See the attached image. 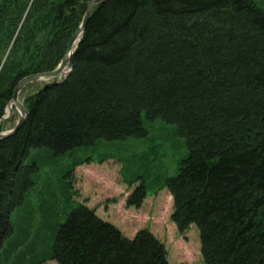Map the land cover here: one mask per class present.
Returning a JSON list of instances; mask_svg holds the SVG:
<instances>
[{"label": "trees", "instance_id": "16d2710c", "mask_svg": "<svg viewBox=\"0 0 264 264\" xmlns=\"http://www.w3.org/2000/svg\"><path fill=\"white\" fill-rule=\"evenodd\" d=\"M90 1L0 0V119L22 79L60 65ZM70 69L25 99V125L0 142V264H19L11 258L13 215L40 171L36 159L27 162L30 153L60 157L103 140L144 138V120L173 125L186 141L178 175L157 186L173 197L178 229L198 227L204 264H264V5L107 0L89 19ZM90 161L77 159L65 176ZM147 194L143 182L128 205L140 207ZM49 258L170 264L148 229L129 239L84 204L59 223Z\"/></svg>", "mask_w": 264, "mask_h": 264}, {"label": "rangeland", "instance_id": "374dc122", "mask_svg": "<svg viewBox=\"0 0 264 264\" xmlns=\"http://www.w3.org/2000/svg\"><path fill=\"white\" fill-rule=\"evenodd\" d=\"M258 1L264 5V0ZM63 77L27 85L19 95L20 102L24 104L28 96L47 83L62 81ZM18 119L14 110L8 120L0 122V133L12 130ZM144 123L149 132L144 138L127 142L103 140L98 147L78 148L60 157L46 149L30 153L27 162L36 159L40 171L34 177L35 186L25 203L13 215L15 234L11 241L15 242V252L11 254L12 259L19 264L23 260L31 263L32 259L41 264H57L49 258L55 230L69 212L84 204L129 239L140 230L148 229L165 245L170 264H204L198 227L192 225L181 232L171 219L174 211L171 193L157 186L178 175L181 162L189 153L186 141L175 126L162 120H144ZM87 157H92V161L76 166L68 179L65 173L69 166ZM143 182L147 197L140 207L129 206V198ZM48 200L49 212L54 210L52 215L43 212Z\"/></svg>", "mask_w": 264, "mask_h": 264}, {"label": "water", "instance_id": "95a60500", "mask_svg": "<svg viewBox=\"0 0 264 264\" xmlns=\"http://www.w3.org/2000/svg\"><path fill=\"white\" fill-rule=\"evenodd\" d=\"M105 1H107V0H93V1H90L87 3L86 12L84 14L81 25L78 28V30L71 37V40L69 42L66 54L63 57L60 65L55 70L30 75L28 77H25L24 79H22L18 83V85L14 91L13 99L9 103V105L14 104L15 111L20 112L19 119H18L16 126L12 130L5 132V133H0V142L14 136L25 125V123L28 119V116H29L28 110L24 106V104L21 103L19 100L20 93L22 92V90L27 85H29L33 82H36V81L44 80V79L49 80V79H55L57 77H61L67 69H68V71L66 74H64L63 80H65L68 77V75L71 72L70 63H71L72 56L74 54L76 47L78 46V43L81 40V37L85 31L86 25H87L89 19L91 18L93 12L95 11L96 7ZM49 84H51V83H47L45 86H47ZM10 117H11V115L7 116V114H6L4 117H2L0 119V122L8 120Z\"/></svg>", "mask_w": 264, "mask_h": 264}, {"label": "bare ground", "instance_id": "6f19581e", "mask_svg": "<svg viewBox=\"0 0 264 264\" xmlns=\"http://www.w3.org/2000/svg\"><path fill=\"white\" fill-rule=\"evenodd\" d=\"M67 71H68V70H66L64 74H66ZM64 74H63V75H64ZM14 110H15V106H14V104H10V105L8 106V108H7V111H6L7 116H9V115L12 116ZM16 112H17V111H16ZM17 114L19 115L20 112H17Z\"/></svg>", "mask_w": 264, "mask_h": 264}]
</instances>
